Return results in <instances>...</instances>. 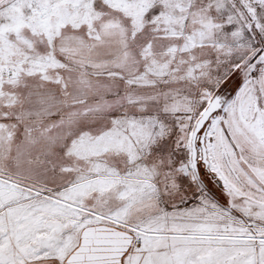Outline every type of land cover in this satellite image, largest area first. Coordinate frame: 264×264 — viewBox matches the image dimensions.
<instances>
[{
    "label": "snow or ice",
    "instance_id": "obj_1",
    "mask_svg": "<svg viewBox=\"0 0 264 264\" xmlns=\"http://www.w3.org/2000/svg\"><path fill=\"white\" fill-rule=\"evenodd\" d=\"M0 264H264V0H0Z\"/></svg>",
    "mask_w": 264,
    "mask_h": 264
}]
</instances>
